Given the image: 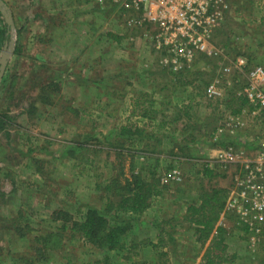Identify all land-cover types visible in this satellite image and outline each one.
Returning <instances> with one entry per match:
<instances>
[{"label":"rangeland","instance_id":"obj_1","mask_svg":"<svg viewBox=\"0 0 264 264\" xmlns=\"http://www.w3.org/2000/svg\"><path fill=\"white\" fill-rule=\"evenodd\" d=\"M2 1L11 13L14 28L10 56L0 80V114L10 117L0 130V264H12L19 255L31 253L30 258L34 257L30 241L39 231L48 232L52 212L66 211L78 219L87 207L101 209L108 197L106 181L112 175L120 181L129 177L130 157L102 146L96 148L102 149L100 152L86 147L76 149L74 156L68 152L87 139L105 143L108 133L128 121L151 125L147 130L155 137L147 143L162 159L156 174L162 196L152 202L139 221L132 222L129 239L156 243L157 234L164 229L168 243L162 249L168 254L167 261L158 258L149 246L143 247L135 259L151 264H194L199 246L181 217L188 205L200 204L202 193L211 189L229 191L235 174L234 167L224 168L215 158L216 151L226 146L219 147L214 135L226 106L210 104L213 101L206 100L203 91L216 83L226 93L245 82L240 75L220 72L236 57H244L250 66L264 68V0H227L229 10L211 34V45L224 49L226 59L199 56L180 76L159 66L140 31L126 29L122 14L112 8L100 13L93 8V0L81 1L83 15H88L78 27L80 40L69 38L73 41L68 40V47L72 51L81 41L95 40L101 43V56L96 59L89 55V63L80 64L81 58L58 59L61 51H57L65 47L64 42L58 48L43 41L39 32L42 0ZM91 11L96 12L94 16ZM100 17L108 23L102 26ZM61 18L70 20L74 16ZM71 34L74 37L73 30ZM110 35L119 37L118 43ZM143 93L148 97L146 117L132 113V104ZM149 101H154L153 106L148 105ZM183 101L190 105L188 120L179 110L178 104ZM160 124L162 127H158ZM256 131H241L237 138H248ZM256 150L254 146L248 148L249 153ZM176 152L177 160L173 158ZM185 152L192 158L187 153L183 156ZM86 156L91 163L86 162ZM205 165L212 171L211 177L203 174ZM174 169L180 181L163 182ZM234 220L225 217L220 221L230 233L228 252L237 254V264L248 259L261 264L263 253L248 247L243 231L232 228ZM62 237L53 259L41 264H65L63 257L70 259L69 264H91L103 257L102 251H87L89 246L69 231ZM121 262H125L124 257Z\"/></svg>","mask_w":264,"mask_h":264},{"label":"trees","instance_id":"obj_2","mask_svg":"<svg viewBox=\"0 0 264 264\" xmlns=\"http://www.w3.org/2000/svg\"><path fill=\"white\" fill-rule=\"evenodd\" d=\"M17 33L19 34V31ZM10 35L11 30L0 11V56L3 52L4 45L10 40ZM168 72L170 71L168 70ZM180 74L179 72L174 75L180 76ZM235 84H238V82L236 81ZM242 85L239 84L237 88H234V85L233 88H229L228 92L226 90V93H228V95L224 93L226 98L223 96L221 99L209 102L210 104L224 103L226 106V111L220 113L218 121L226 114L237 115L247 105L244 98L237 96V92ZM147 101V95L144 93L141 94L140 99H135L132 104V113H141L142 117H146L149 114L146 111L147 107H145ZM153 102L149 101L148 103L150 104L148 105L153 106ZM188 104L184 101L182 104H178L181 107L179 110H183V114L187 120L188 113L186 112L190 110V105ZM232 106L234 107L229 109ZM175 118L178 119L177 116ZM9 119L10 117L7 115L0 114V130H3L4 125L10 122ZM158 127H162V124ZM147 128H151V125L147 123L136 125L128 121L123 126L117 129L115 128L108 133L104 137L105 143L100 141L103 145H99L100 143L95 139H87L84 143H77L73 146L68 152L71 156L76 154V149L84 150L86 147L91 148L93 152H100L102 149L96 148L102 146L105 149L108 148L113 153L124 154L130 157L131 173L129 177H125L123 181H120L117 175H112L108 179L109 181H106L107 183L104 188L108 193V197H105V203L102 204L101 209L87 207L86 211L80 214L78 219L73 218L66 211L59 210L52 212L51 223L47 226L48 232L40 233L39 231L30 241V244H33L31 250H34L32 251V256L34 257L30 258L31 253L28 255H19L12 264H41V261L52 260L54 252L56 251L54 249L57 246L60 248L63 240L62 235L68 231L71 236L76 235L80 237L84 246H89L87 251L94 250L103 252V257L93 261L91 264H151L150 262L137 261L135 259L140 256V250L145 246L152 248L158 258L168 260L167 252L162 251V249L168 246L163 235L165 232L164 229H161L160 233L157 234L156 243L146 240L135 243V241H132L133 239H129V233L133 227L132 222L139 221L142 215L148 211L152 202L162 196V189L159 187V181L156 178L157 169H159V163L162 159L154 155V150H151L147 143V139H154L155 137V133L148 131ZM210 134H212V131ZM190 138L191 140L195 139L192 136ZM91 140H95V143L89 144L88 142ZM216 141L219 147H224L227 144L235 147L238 145L233 138L222 137ZM142 142H144L143 145H141ZM137 145L142 148L134 149ZM148 150H151L150 153H146L149 152ZM186 153L189 158H192V155L188 152H185L183 156ZM86 157V162L91 163L88 160V156ZM81 158L83 160V156ZM140 158L141 160H139ZM173 158L177 160L179 158V152H176V155L173 153ZM203 174L206 177H211L212 171L205 165ZM227 194L228 190L225 191V189H211L206 191L199 197L200 204L188 205L184 215L181 217V220L187 225V228L193 231L195 243L199 246L198 253L193 259L194 264L239 263L236 262L238 259L237 254L228 252L227 237H229L230 233L225 226L220 224ZM226 217L228 220H234L232 215H227ZM232 228L239 232L243 231L237 224L236 219L233 222ZM169 241L173 242V239ZM123 257L125 260L124 263L121 262ZM63 258L69 264L70 259L67 257ZM251 260L248 259L246 263L240 264H253V260ZM261 262V264H264V255L262 256Z\"/></svg>","mask_w":264,"mask_h":264},{"label":"built area","instance_id":"obj_3","mask_svg":"<svg viewBox=\"0 0 264 264\" xmlns=\"http://www.w3.org/2000/svg\"><path fill=\"white\" fill-rule=\"evenodd\" d=\"M94 1L117 7L126 29L140 31L149 50L157 56L158 65L171 73L181 72L199 56L226 59L224 49L211 45V34L229 10L227 0ZM220 72L245 79L237 96L247 102L237 115H224L214 134L217 140L233 138L238 144H227L215 153L219 165L235 168L221 218L232 215L243 229L248 247L264 255V68L250 66L244 57H236ZM223 96L221 85L216 83L204 90L205 99L210 101ZM245 130L257 131L238 139V133ZM253 146L257 150L249 153L248 148ZM169 180L180 181L176 169L163 182Z\"/></svg>","mask_w":264,"mask_h":264},{"label":"crops","instance_id":"obj_4","mask_svg":"<svg viewBox=\"0 0 264 264\" xmlns=\"http://www.w3.org/2000/svg\"><path fill=\"white\" fill-rule=\"evenodd\" d=\"M70 1H72L71 7L68 6ZM81 1L82 0H42V8L44 9V11L41 12V15H40L42 18V23H41L42 25H40L42 31H39V32H42L40 34L43 37V39H45L43 41L44 42L46 41L48 45L54 44L59 48L61 46L60 44L64 42L63 46L65 47L62 48L63 51L62 50L57 51V52L61 51V55L58 54V59L62 60L63 58L65 60V56H68V57L71 56L72 57L71 60H73L74 58V59H77L78 61V58H81L79 63L83 64V63H89V60H88V58H90L89 55H95L96 59H98L99 56H101V53H99L100 52L99 48H100L101 43L95 40L94 41L86 40L85 43L81 41L79 44H77L76 48H74L72 51H71V47H68V40H71V41H73V39L77 41L80 40L81 35L79 34L78 31L81 32V30L80 28L78 29V27H79L80 22L83 20V17L85 18L86 15H88V13H86L85 16L83 15V10H82L83 6H81L82 5ZM92 3H93V8L96 9V12L101 13L107 8H112L114 9L116 13L120 14V11L117 9V7L112 6L109 3L105 4L104 6L96 4V1L94 0ZM67 6L68 8L71 9V12H69L70 9H68ZM96 12L91 11V14L96 13ZM63 15L70 16V17L74 16V18L70 20H67V19L64 20L61 18V16ZM37 19L38 18H36V20ZM99 20L103 21L102 26L108 23L106 20L104 21L103 17H100L98 21ZM93 26H96V23H94ZM74 27H77V29H75ZM72 30H73V33H75L74 37L71 34ZM110 36L114 39L113 41H115L116 43H118V41L120 40L119 37H115L112 35ZM119 36H123L122 38H124L127 35L125 36V35L119 34ZM69 38H73V39H69ZM134 44L136 43L134 42ZM60 56H62V58ZM71 62L72 61H70V63ZM180 104H182V102Z\"/></svg>","mask_w":264,"mask_h":264},{"label":"water","instance_id":"obj_5","mask_svg":"<svg viewBox=\"0 0 264 264\" xmlns=\"http://www.w3.org/2000/svg\"><path fill=\"white\" fill-rule=\"evenodd\" d=\"M0 11L3 14L5 21L8 24L9 29L12 32V30L14 28L13 19H12L10 11L8 10V7L4 4V2L2 0H0ZM11 46H12V39H10L9 42H7L4 45L3 52L0 56V80L2 79V77L4 75V72H5L7 63H8V59L10 56L9 50H10Z\"/></svg>","mask_w":264,"mask_h":264}]
</instances>
